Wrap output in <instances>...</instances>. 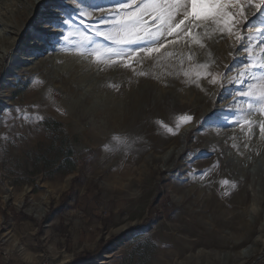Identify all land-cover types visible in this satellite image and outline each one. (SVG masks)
I'll return each instance as SVG.
<instances>
[{
  "label": "rangeland",
  "instance_id": "obj_1",
  "mask_svg": "<svg viewBox=\"0 0 264 264\" xmlns=\"http://www.w3.org/2000/svg\"><path fill=\"white\" fill-rule=\"evenodd\" d=\"M112 2L51 0L55 23L21 22L16 0L0 3V264H264V116L235 94L247 53L199 28L200 43L167 37L171 56L133 60L144 76L100 71L79 52L115 47L96 34L112 29L97 23L107 14H76ZM239 188L247 203L233 209L225 190Z\"/></svg>",
  "mask_w": 264,
  "mask_h": 264
},
{
  "label": "snow or ice",
  "instance_id": "obj_2",
  "mask_svg": "<svg viewBox=\"0 0 264 264\" xmlns=\"http://www.w3.org/2000/svg\"><path fill=\"white\" fill-rule=\"evenodd\" d=\"M89 7L90 11L78 5L76 15L88 17L93 12L106 13L97 23L112 26L107 32L97 29L96 34L111 41L115 47L102 51L99 48H85L79 52L81 56H93L100 71L123 67L135 75L144 76L146 73L138 71L133 60L138 65L144 58H151L154 54L171 56V52H161L168 46L164 42L167 37L188 36L193 42L200 43L199 34L195 31L199 28L204 29V35L219 32L229 37L235 36L242 45L240 51L247 53V62L239 73L240 79L235 81L244 87L235 94L247 98L248 108L252 111L258 109L260 115L264 116V56L260 59L253 56V49L257 45L264 53V0H113L110 6L95 4ZM245 7L254 9L253 15H259L255 21L247 24V35L242 36L240 26L248 19ZM146 18L154 23L150 25ZM63 23L69 24V20L65 19ZM176 43V39L168 41V44ZM202 67L207 69V65ZM245 80L249 82L245 83ZM211 83H216V80L212 79ZM182 119L189 122L192 117ZM245 122L251 130L252 122ZM259 133L264 137V123L259 124ZM227 183L225 180L224 184Z\"/></svg>",
  "mask_w": 264,
  "mask_h": 264
},
{
  "label": "bare ground",
  "instance_id": "obj_3",
  "mask_svg": "<svg viewBox=\"0 0 264 264\" xmlns=\"http://www.w3.org/2000/svg\"><path fill=\"white\" fill-rule=\"evenodd\" d=\"M1 1L2 0H0V3H1ZM16 2L18 3L19 8H18L17 14L15 16L22 17V21L21 22L27 23L30 20H35V21H51L52 23H55V21H57L61 17L60 16V9L52 8L50 10V12L46 11L45 6L48 5L49 3H51V0H16ZM57 5H59V7L61 8L62 4L58 3ZM11 23H13V22H11L10 20H8L6 18V20H5L4 24H3L4 29H7L10 32L15 30V31H17L20 34L22 32V27L23 26H17L16 25L17 26L16 27V26H12ZM18 25H19V23H18ZM42 29H46V26L44 28L41 27V26H37L36 28H34V32L36 34L40 33ZM15 43H16V41L13 42L12 47L15 46ZM131 89H133V88H131ZM210 94H215V91L212 90ZM112 124L114 125L115 122H113ZM113 125H110V126H113ZM190 128H191V125L186 126L181 131L180 138H179V141H178L179 142V146L183 142V140H184L185 136L187 135V132H189ZM104 135H105L104 132H99L98 134L94 135L95 136L94 139H96V141H98V142L103 141L104 139H102V137H104ZM157 143H159V142H157ZM154 145H156V144H154ZM153 147H155V146H153ZM157 147L158 146H156V148ZM175 148H176V146L170 147L168 149V151L166 152L165 156L167 157L168 155H170L172 153V151H175V150L177 151V149H175ZM229 191L225 190V192H226L225 196H224V197H226L225 200H229L230 201L231 206H232L233 209H235V208L243 209V206L247 203V195L244 192V190L239 188L237 190V192L234 193L233 196L230 195ZM262 200H264V197H263ZM209 203L211 204V207H210L211 210L214 211L215 209L218 208L217 204L215 205L214 198ZM258 242H259V240L255 239L250 245H248L242 252L243 257H249L254 252H256L257 243ZM20 250L21 249H19L18 252Z\"/></svg>",
  "mask_w": 264,
  "mask_h": 264
},
{
  "label": "built area",
  "instance_id": "obj_4",
  "mask_svg": "<svg viewBox=\"0 0 264 264\" xmlns=\"http://www.w3.org/2000/svg\"><path fill=\"white\" fill-rule=\"evenodd\" d=\"M37 264H62V263H56V262H53L50 259H45V260H42V261L38 262Z\"/></svg>",
  "mask_w": 264,
  "mask_h": 264
},
{
  "label": "trees",
  "instance_id": "obj_5",
  "mask_svg": "<svg viewBox=\"0 0 264 264\" xmlns=\"http://www.w3.org/2000/svg\"><path fill=\"white\" fill-rule=\"evenodd\" d=\"M83 261H84V258L82 256V257H79L78 259H76L72 264H79V263H81Z\"/></svg>",
  "mask_w": 264,
  "mask_h": 264
}]
</instances>
